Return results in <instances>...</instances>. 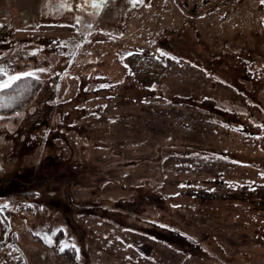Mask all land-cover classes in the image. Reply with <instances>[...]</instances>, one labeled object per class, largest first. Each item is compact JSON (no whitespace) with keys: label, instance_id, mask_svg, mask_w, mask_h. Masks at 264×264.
<instances>
[{"label":"rangeland","instance_id":"374dc122","mask_svg":"<svg viewBox=\"0 0 264 264\" xmlns=\"http://www.w3.org/2000/svg\"><path fill=\"white\" fill-rule=\"evenodd\" d=\"M198 3L0 0V264H264V2Z\"/></svg>","mask_w":264,"mask_h":264},{"label":"trees","instance_id":"16d2710c","mask_svg":"<svg viewBox=\"0 0 264 264\" xmlns=\"http://www.w3.org/2000/svg\"><path fill=\"white\" fill-rule=\"evenodd\" d=\"M39 83L31 76L23 77L10 87L0 89V112L6 113L17 110L28 103L33 97ZM71 249L64 248L60 252L67 253Z\"/></svg>","mask_w":264,"mask_h":264},{"label":"snow or ice","instance_id":"6c2138e0","mask_svg":"<svg viewBox=\"0 0 264 264\" xmlns=\"http://www.w3.org/2000/svg\"><path fill=\"white\" fill-rule=\"evenodd\" d=\"M93 5L99 6V7H104L106 6L107 0H91ZM264 2V0H262ZM67 7L68 5H64ZM162 55L168 56L170 55L169 52L161 50ZM37 71H44V69H39V70H32V71H16V72H9L4 69L3 66H0V75L4 76L5 78L0 80V89H3L5 87H10L13 83L16 81L20 80L23 77H28V76H33L36 79H39V76L36 75ZM49 243H53L51 237H46ZM63 247L61 250H64V247H68L69 245L64 244V242H61Z\"/></svg>","mask_w":264,"mask_h":264},{"label":"crops","instance_id":"0c3cea01","mask_svg":"<svg viewBox=\"0 0 264 264\" xmlns=\"http://www.w3.org/2000/svg\"><path fill=\"white\" fill-rule=\"evenodd\" d=\"M200 3H198V4H202V3H204V2H208V0H198Z\"/></svg>","mask_w":264,"mask_h":264}]
</instances>
